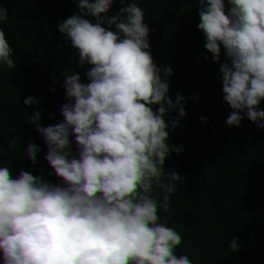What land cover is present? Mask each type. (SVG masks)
<instances>
[{
  "label": "trees",
  "instance_id": "obj_1",
  "mask_svg": "<svg viewBox=\"0 0 264 264\" xmlns=\"http://www.w3.org/2000/svg\"><path fill=\"white\" fill-rule=\"evenodd\" d=\"M0 264H264V0H0Z\"/></svg>",
  "mask_w": 264,
  "mask_h": 264
},
{
  "label": "clouds",
  "instance_id": "obj_2",
  "mask_svg": "<svg viewBox=\"0 0 264 264\" xmlns=\"http://www.w3.org/2000/svg\"><path fill=\"white\" fill-rule=\"evenodd\" d=\"M59 172L68 178L94 185L99 177L96 155L83 144H73L71 157L67 162L60 163ZM34 231L36 233L42 232L39 229Z\"/></svg>",
  "mask_w": 264,
  "mask_h": 264
},
{
  "label": "water",
  "instance_id": "obj_3",
  "mask_svg": "<svg viewBox=\"0 0 264 264\" xmlns=\"http://www.w3.org/2000/svg\"><path fill=\"white\" fill-rule=\"evenodd\" d=\"M235 116H238V117H239V114H238V113H236V114H231V113H230V114L228 115V118H233V117H235ZM248 125H249V124H248Z\"/></svg>",
  "mask_w": 264,
  "mask_h": 264
}]
</instances>
